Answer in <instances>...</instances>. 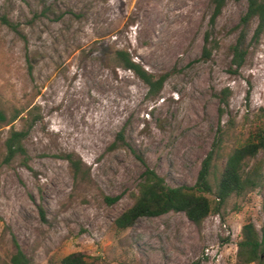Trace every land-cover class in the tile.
<instances>
[{"label": "rangeland", "instance_id": "rangeland-1", "mask_svg": "<svg viewBox=\"0 0 264 264\" xmlns=\"http://www.w3.org/2000/svg\"><path fill=\"white\" fill-rule=\"evenodd\" d=\"M246 9V0L227 1L213 32L218 47L200 61L211 0H0V109L37 106L42 117L24 142L29 167L18 157L0 169V264L15 241L32 264H61L76 252L106 264H236L242 226L262 222L260 191L231 198L201 229L184 213L126 231L114 221L133 203L143 161L171 187L193 185L219 123L245 132L264 108V36L240 73H229ZM117 50L156 77L168 73L162 91L150 96L117 64ZM24 125L0 129V162L9 130ZM225 142L220 166L234 139ZM66 154L89 178L75 182Z\"/></svg>", "mask_w": 264, "mask_h": 264}, {"label": "trees", "instance_id": "trees-1", "mask_svg": "<svg viewBox=\"0 0 264 264\" xmlns=\"http://www.w3.org/2000/svg\"><path fill=\"white\" fill-rule=\"evenodd\" d=\"M227 1L211 0L212 14L209 29L205 33L200 61L211 59L214 50L218 47L213 32ZM246 1L247 9L237 26L239 34L231 47L229 73L232 75L240 73L250 49L257 46L264 36V0ZM255 21H257L256 27L250 35ZM5 23L12 26L7 20ZM114 54L120 67L134 72L149 87L150 96L162 91L168 73L156 77L134 62L129 52L117 50ZM231 94V89L226 87L218 95L220 118L228 114ZM249 97L250 90L247 92V100ZM18 119L24 120L25 125L22 129L13 126L9 130L3 142L4 155L0 169L18 157L22 158L25 167H29V155L24 142L42 117L37 106L15 109L11 114L0 109V129L14 124ZM230 129H234L232 122H229L227 127L222 125V121L219 123L211 148L201 163L193 185L171 187L163 176L142 160L145 171L138 183L137 191L131 193L133 203L115 219V228L126 231L143 218L184 213L196 228L201 229L204 221L211 215L220 214L231 198H244L252 192L260 191L262 222L260 228L252 219L242 226L240 240L237 243L236 264H264V108L260 109L254 122L245 132L238 130L230 134ZM122 135L120 133L118 137L122 138ZM228 137L234 139V145L226 155L224 165L220 166L219 162L225 157V141ZM63 158L69 162L75 182L89 178V170L85 168L80 158H76L73 154H66ZM105 200L112 204L118 200V197H106ZM41 212L43 213L42 210ZM15 245L16 252L8 263L3 262V264H32L16 241ZM61 264H106V260L102 256L76 252L64 257Z\"/></svg>", "mask_w": 264, "mask_h": 264}]
</instances>
